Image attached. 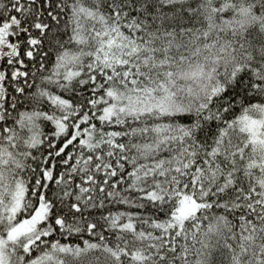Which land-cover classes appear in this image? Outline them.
<instances>
[{"label": "snow or ice", "instance_id": "obj_1", "mask_svg": "<svg viewBox=\"0 0 264 264\" xmlns=\"http://www.w3.org/2000/svg\"><path fill=\"white\" fill-rule=\"evenodd\" d=\"M0 264H264V0H0Z\"/></svg>", "mask_w": 264, "mask_h": 264}]
</instances>
